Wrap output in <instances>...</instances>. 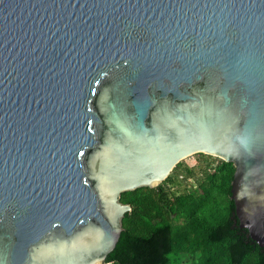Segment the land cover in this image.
Here are the masks:
<instances>
[{
  "label": "water",
  "instance_id": "water-1",
  "mask_svg": "<svg viewBox=\"0 0 264 264\" xmlns=\"http://www.w3.org/2000/svg\"><path fill=\"white\" fill-rule=\"evenodd\" d=\"M198 152L264 246V0H0V264H106Z\"/></svg>",
  "mask_w": 264,
  "mask_h": 264
},
{
  "label": "trees",
  "instance_id": "trees-1",
  "mask_svg": "<svg viewBox=\"0 0 264 264\" xmlns=\"http://www.w3.org/2000/svg\"><path fill=\"white\" fill-rule=\"evenodd\" d=\"M209 167L196 181L195 190L175 191L171 188L175 184L171 172L155 186L122 192L120 200L129 203L131 210L123 216L122 231L106 261L264 264V246L239 226L230 198L233 163L217 157L216 163ZM171 192L174 194L170 195ZM173 216L181 217L182 223H173Z\"/></svg>",
  "mask_w": 264,
  "mask_h": 264
},
{
  "label": "rangeland",
  "instance_id": "rangeland-1",
  "mask_svg": "<svg viewBox=\"0 0 264 264\" xmlns=\"http://www.w3.org/2000/svg\"><path fill=\"white\" fill-rule=\"evenodd\" d=\"M216 158V156L198 152L182 159L178 162L174 171L172 172L171 170L173 176L175 177V184H173L171 188L175 189L177 192L195 190L196 181L198 182V180L203 177V173L209 165L213 166L216 163ZM171 194L174 193L171 192L170 195ZM172 221L175 224H180L183 220L181 217L173 216ZM106 264L112 263L107 262Z\"/></svg>",
  "mask_w": 264,
  "mask_h": 264
},
{
  "label": "flooded vegetation",
  "instance_id": "flooded-vegetation-1",
  "mask_svg": "<svg viewBox=\"0 0 264 264\" xmlns=\"http://www.w3.org/2000/svg\"><path fill=\"white\" fill-rule=\"evenodd\" d=\"M177 164H178V163H177ZM177 164H176V165H177ZM176 165H175V166H176ZM170 173H171V172H170Z\"/></svg>",
  "mask_w": 264,
  "mask_h": 264
}]
</instances>
